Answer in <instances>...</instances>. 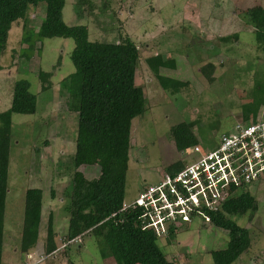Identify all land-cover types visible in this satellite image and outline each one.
I'll return each mask as SVG.
<instances>
[{"label": "rangeland", "instance_id": "rangeland-1", "mask_svg": "<svg viewBox=\"0 0 264 264\" xmlns=\"http://www.w3.org/2000/svg\"><path fill=\"white\" fill-rule=\"evenodd\" d=\"M83 1L80 9L77 0H65L62 15L67 26L86 27L91 42L128 40L140 53L135 79L144 92L145 112L131 125L126 202L136 198L143 187L157 183L172 164L179 160L191 164L196 158L191 149L177 151L171 136L174 127L190 124L198 146L212 151L237 122L249 123L251 101L256 111H262L264 62L255 55V34L244 25L241 15L249 8L264 7V0ZM44 9L43 3L29 9L26 31L24 23L14 26L0 57V114L10 108L17 82H28L36 96L33 115L14 114L11 118L10 192L5 203L2 264H22L27 259L25 248L44 258L40 264H116L112 258L101 257L92 234L54 255L43 252L50 215L58 249L67 233V193L74 171L78 121L68 107L71 93L63 83L76 72L70 59L74 41L39 40ZM235 33L237 42L222 45L217 41ZM24 37L33 44L22 43ZM215 56L213 72L199 73ZM40 71L51 75L45 91L38 78ZM79 171L88 180L99 176L97 166ZM29 188L42 191L41 232L33 246L23 247L20 238L25 190ZM246 190L256 200L258 210L254 215L233 218L250 235L249 248L233 264H264V181ZM173 235L169 240L158 238L157 245L174 264H213L211 253L224 250L229 241L226 231L204 219L194 220Z\"/></svg>", "mask_w": 264, "mask_h": 264}, {"label": "trees", "instance_id": "trees-1", "mask_svg": "<svg viewBox=\"0 0 264 264\" xmlns=\"http://www.w3.org/2000/svg\"><path fill=\"white\" fill-rule=\"evenodd\" d=\"M40 3L44 4L45 15L37 32L39 40L71 39L75 45L70 59L76 72L63 82L64 88H69L71 93L68 107L78 116L74 171L67 193L68 228L64 243L92 234L97 239L101 257L112 258L116 264H174L167 261L158 247L156 235L141 228L137 213L121 212L125 201L131 125L145 112L143 90L135 85L140 61L138 47L128 40L91 42L86 27H70L64 23L62 12L65 0H0V57L7 48L11 29L24 23L23 30L26 31L29 9L36 8ZM83 6L84 1L77 0V7L81 9ZM241 19L245 26L264 33V9L261 6L247 9ZM236 37L233 35L219 40L227 44ZM26 42L33 44L24 37L22 43ZM213 70L214 67L208 64L202 73ZM50 76L49 73H38L42 91L49 85L46 83ZM29 89L28 82H17L13 87L10 108L0 114V264L8 193L11 118L14 114L26 116L36 112V96ZM189 125L182 123L171 130L175 147L180 153L199 147ZM94 166L99 168L96 179L88 180L79 171L82 167ZM185 166L184 161L179 160L167 168L166 173L174 175ZM257 210L256 200L245 188L225 201L220 211L206 214L209 223L226 231L229 237L224 250L211 253L213 264H233L247 251L250 246L249 232L239 227L233 218L254 215ZM41 214L42 191L33 188L25 190L20 238L23 247H31L37 242ZM50 219L51 215L44 247L47 256L54 255L58 250Z\"/></svg>", "mask_w": 264, "mask_h": 264}, {"label": "built area", "instance_id": "built-area-1", "mask_svg": "<svg viewBox=\"0 0 264 264\" xmlns=\"http://www.w3.org/2000/svg\"><path fill=\"white\" fill-rule=\"evenodd\" d=\"M196 158L178 173H164L155 184L143 187L136 198L124 201L121 212L138 215L143 230L169 240L207 213L220 211L234 193L264 181V121L237 122L223 134L215 149L195 147ZM79 238L58 249L77 244ZM25 264H40L44 258L28 256Z\"/></svg>", "mask_w": 264, "mask_h": 264}, {"label": "crops", "instance_id": "crops-1", "mask_svg": "<svg viewBox=\"0 0 264 264\" xmlns=\"http://www.w3.org/2000/svg\"><path fill=\"white\" fill-rule=\"evenodd\" d=\"M262 7V6H261ZM263 9H264V7H262ZM250 28V27H249ZM252 29V28H251ZM253 30V29H252ZM253 32H254V34H255V37H256V42H257V45L255 46V50H254V52H255V55H260V56H258L259 58H261L262 59V62H264V33H261V32H255L254 30H253ZM233 35H237L236 33L235 34H228V35H226V36H222V37H218L219 39L220 38H225V37H231V36H233ZM211 37H208V36H206L205 37V40L207 41V42H211ZM219 39H217V41L219 42V43H221L222 45H225V43H223V42H220V40ZM233 42H237L238 40H239V37H238V35H237V37L236 38H232L231 39ZM222 48V50L224 51V52H226V53H228L229 52V48H225V47H221ZM221 50V49H220ZM218 55H220V54H218ZM217 55V56H218ZM217 56H215L213 59H210L211 61H207V63H206V65H212L213 67H214V69H215V61H216V57ZM169 59V58H168ZM167 59V60H168ZM206 65L205 66H203V67H200V69H199V73L201 72L202 73V70L206 67ZM153 66L151 65V64H148V69H149V71L151 70H153L154 68H152ZM136 78V77H135ZM135 85H137L136 84V79H135ZM138 86V85H137ZM141 88V87H140ZM144 93V92H143ZM260 107H262V111H264V105L263 106H260ZM254 108H255V106H254V102H252L251 101V107H250V109L248 110L249 112H251V114L249 115V116H247V119L248 120H246V121H249V123H254V122H257V121H260V120H262V119H260V118H263L264 119V114H263V112L262 111H259V110H257L256 112H254ZM247 111V112H248ZM262 112V113H261ZM245 123V122H244ZM9 192L10 191H8V193H7V195L9 194ZM6 199H7V196H6ZM41 219H42V214H41ZM40 228H39V236H38V240H39V238H40ZM37 240V241H38ZM23 251L25 252V253H23V255L27 258L28 256H30L31 255V252H29L28 250H25V249H23ZM17 252V251H16ZM44 252V251H43ZM18 253V252H17ZM31 256H33V255H31ZM36 257H39V256H36ZM26 261L27 260H24V262L22 263V264H25L26 263Z\"/></svg>", "mask_w": 264, "mask_h": 264}]
</instances>
